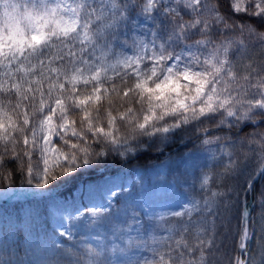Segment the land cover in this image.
<instances>
[{"label":"snow or ice","instance_id":"obj_1","mask_svg":"<svg viewBox=\"0 0 264 264\" xmlns=\"http://www.w3.org/2000/svg\"><path fill=\"white\" fill-rule=\"evenodd\" d=\"M85 175L106 206L20 209L0 264H264V0H0V186Z\"/></svg>","mask_w":264,"mask_h":264},{"label":"trees","instance_id":"obj_2","mask_svg":"<svg viewBox=\"0 0 264 264\" xmlns=\"http://www.w3.org/2000/svg\"><path fill=\"white\" fill-rule=\"evenodd\" d=\"M183 151H186L183 146L178 147L177 145L173 144L165 151L164 155L160 156L159 158H157L152 153H148L142 156V158L138 161V163L141 165L149 166L148 176L151 178L152 185L155 186L157 190H159L161 186V181L159 179L160 177H163L166 181L171 182L175 176L174 165L172 166V170H169V165L171 162L166 159L168 154L172 153L173 156H175L177 152ZM159 161H164V164L160 165L154 170L152 166L158 165ZM117 171V169L112 170L114 182L119 184L121 181H124L126 184H131L133 180L132 175H125L124 173H121L120 176H116L115 173ZM127 171L128 170L125 169V172ZM15 181V185L12 188H7V185H3L0 186V191H4L8 194L14 188L22 190L27 189V185L21 187L19 177H16ZM107 187L108 185H106L103 179L85 175L70 185L56 188L57 191L52 194V199L45 200L44 197L36 196L31 199H20L17 201L2 203L0 204V224H3L11 217H14L20 209H27L30 206L36 207L37 205L43 208L45 204H47L49 207H52L55 202L61 204L63 208L67 209V212L61 210L59 213H55L47 217V222L50 227H58L62 217L66 216L68 213L75 214L74 210L76 208L83 210L84 207L87 206H106ZM69 188L71 189L70 192L68 191ZM183 188V185H177L173 191L168 192L166 198L149 197V201L160 203L163 199L179 200L181 198V192L183 191ZM57 193H60L61 195L57 196ZM65 197L67 198L66 200ZM73 223L78 222L73 221Z\"/></svg>","mask_w":264,"mask_h":264}]
</instances>
